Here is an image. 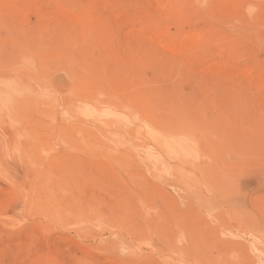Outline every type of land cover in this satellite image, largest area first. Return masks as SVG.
<instances>
[{"label": "rangeland", "instance_id": "obj_1", "mask_svg": "<svg viewBox=\"0 0 264 264\" xmlns=\"http://www.w3.org/2000/svg\"><path fill=\"white\" fill-rule=\"evenodd\" d=\"M0 264H264V0H0Z\"/></svg>", "mask_w": 264, "mask_h": 264}, {"label": "bare ground", "instance_id": "obj_2", "mask_svg": "<svg viewBox=\"0 0 264 264\" xmlns=\"http://www.w3.org/2000/svg\"><path fill=\"white\" fill-rule=\"evenodd\" d=\"M166 143V142H165Z\"/></svg>", "mask_w": 264, "mask_h": 264}]
</instances>
